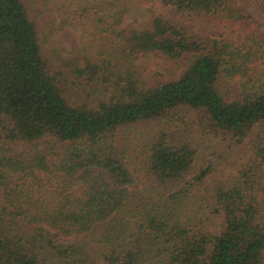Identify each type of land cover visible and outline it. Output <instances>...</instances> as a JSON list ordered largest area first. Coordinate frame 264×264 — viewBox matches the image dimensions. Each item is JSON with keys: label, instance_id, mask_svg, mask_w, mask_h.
Wrapping results in <instances>:
<instances>
[{"label": "trees", "instance_id": "16d2710c", "mask_svg": "<svg viewBox=\"0 0 264 264\" xmlns=\"http://www.w3.org/2000/svg\"><path fill=\"white\" fill-rule=\"evenodd\" d=\"M64 1L86 46L67 73L43 53L40 11L0 0V264H264V40L203 39L155 14L125 26L129 0ZM135 1L250 19L233 0ZM149 54L188 64L147 83L127 64ZM198 135L250 150L220 180Z\"/></svg>", "mask_w": 264, "mask_h": 264}, {"label": "rangeland", "instance_id": "374dc122", "mask_svg": "<svg viewBox=\"0 0 264 264\" xmlns=\"http://www.w3.org/2000/svg\"><path fill=\"white\" fill-rule=\"evenodd\" d=\"M29 1L34 11H40L36 15V19L41 25L40 38L44 55L56 71L67 73V64L76 57H83L86 53V46L83 43V31L67 22L64 0ZM233 4L236 8L242 9L243 13L249 16L250 19L244 18L234 21L212 17L207 21H201L177 13L173 9L160 4L151 5L141 1L129 0L125 8L127 11L125 26L134 24L139 29L147 28L152 22V16L155 14L184 24L195 35L203 39L219 38L236 46L242 45L252 36L264 40L263 16L257 7L248 0H233ZM187 64V60L172 61L164 56L149 54L130 60L127 66L137 78L147 83H153L155 81L177 80L185 71ZM223 93L230 99L239 98L244 93V82L238 78L231 83H227ZM196 140L202 159L206 160L212 157L213 160H216L218 170L215 172V176L220 180H225L228 175L232 174L250 150L249 144H246L241 149L230 150L226 146H221L217 151V144L213 143L214 141L211 140L210 142L208 138L201 135H198ZM136 181L139 189H142L140 179L136 177ZM51 233L53 238L59 242L79 244L87 248L93 240L90 236L66 240L61 238V235L57 232ZM92 246H94V243Z\"/></svg>", "mask_w": 264, "mask_h": 264}]
</instances>
